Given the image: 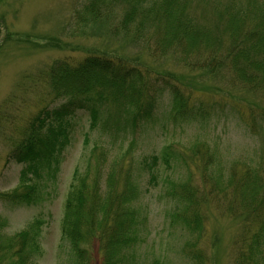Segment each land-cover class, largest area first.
Segmentation results:
<instances>
[{
  "label": "trees",
  "instance_id": "1",
  "mask_svg": "<svg viewBox=\"0 0 264 264\" xmlns=\"http://www.w3.org/2000/svg\"><path fill=\"white\" fill-rule=\"evenodd\" d=\"M117 1L130 7L114 33L121 31L135 41L141 38L152 56H173L186 68L220 79L264 104V0H84L78 20L87 16L101 20ZM195 3L198 15L193 14ZM0 29H7L2 18ZM11 37L7 33L4 41ZM32 87L39 98L27 116L15 106L17 96L0 106L4 121L0 131L10 146L6 162L22 166L16 188L0 191V204L10 209L40 206L51 198L72 144L71 121L80 111L87 112L93 128L101 125L107 131L136 134L153 121L157 98L166 92L172 97V119L177 123L205 124L221 106L211 96L202 100L194 90L147 68L105 55L72 63L58 60L33 77L28 90ZM236 104L233 108L242 114L247 129L253 135L263 134V104H248L246 114ZM109 107L116 109L117 124L110 121ZM134 144L131 139L128 149L111 157L110 152L95 149L92 158L99 164L95 178L91 166L75 170L60 222L69 264H92L94 255L100 264H139L137 250L147 239L148 223L140 206L141 171L148 173V192L158 183L162 164L176 165L186 173L166 181L163 197L170 204L171 226L194 239L188 246L193 264L208 262L202 246L208 239L206 218L211 208L241 221L234 264H264V149L250 160L225 165L206 140L181 147L171 144L164 155L141 160ZM44 226L42 219H35L9 235L8 221L0 217V264H36L43 256ZM152 264L162 262L156 259Z\"/></svg>",
  "mask_w": 264,
  "mask_h": 264
},
{
  "label": "rangeland",
  "instance_id": "2",
  "mask_svg": "<svg viewBox=\"0 0 264 264\" xmlns=\"http://www.w3.org/2000/svg\"><path fill=\"white\" fill-rule=\"evenodd\" d=\"M224 1V0H223ZM84 0H5L0 2V18L7 29H0V106L10 96H17L15 106L28 115L38 102L39 95L28 85L33 77L49 68L58 60L77 62L87 56L119 57L132 65H139L178 83L183 88L192 89L200 99L213 97L220 106L205 124H181L172 119L173 104L169 92L157 98L153 121L144 123L136 134L124 129L91 127L90 117L80 111L71 121L72 144L68 147L60 174L52 187L51 198L40 206L10 209L0 204V217L8 221L5 234L13 235L22 231L35 219L44 221L42 234L43 256L36 264H69L70 251L61 238V223L67 191L72 184L76 169L84 171L91 166V176L99 173V164L93 159L98 150L110 152V157L129 148L130 140H135L137 159L152 154L164 155L166 147L189 145L196 140H206L212 144L225 165L230 161L250 160L264 149V133L253 135L242 114L235 110L240 103L241 112L247 113L245 106L260 105L262 101L249 93L233 89L224 81L214 80L207 74L183 66L175 57H154L145 41H136L124 36L121 31L112 30L120 25L125 16L127 2L117 1L114 6L101 14V20L89 16L78 20ZM194 15L200 8L196 7ZM82 14V13H81ZM146 32L149 29L146 28ZM12 37L4 41L5 35ZM146 36H149L148 34ZM145 38V37H144ZM151 46L153 44L151 43ZM29 77V78H28ZM217 106V108L219 107ZM264 106V104H263ZM16 109V108H15ZM110 121L118 122L116 109L109 107ZM18 112L15 115L20 114ZM22 116V114H21ZM1 117L0 123L4 124ZM117 124V123H116ZM124 123H120V128ZM128 134L129 136L128 140ZM6 135L0 131V191L16 188L21 165L9 163L7 156L10 146L3 141ZM185 170L176 165L166 168L161 165L158 183L148 189V173L141 171L144 190L140 206L147 214V239L137 250L139 264H152L156 259L162 264H193L189 258V243L194 239L179 227L171 226L168 217L169 202L163 197L166 181L185 176ZM241 221L215 208L208 211L206 228L208 239L202 248L208 258L207 264H234V242L241 229ZM200 246V245H199ZM92 264H100L94 255Z\"/></svg>",
  "mask_w": 264,
  "mask_h": 264
}]
</instances>
